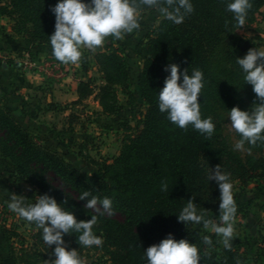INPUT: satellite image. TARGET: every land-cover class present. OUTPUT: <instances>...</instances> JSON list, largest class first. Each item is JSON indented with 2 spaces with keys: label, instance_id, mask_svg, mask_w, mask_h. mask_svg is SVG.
Here are the masks:
<instances>
[{
  "label": "trees",
  "instance_id": "16d2710c",
  "mask_svg": "<svg viewBox=\"0 0 264 264\" xmlns=\"http://www.w3.org/2000/svg\"><path fill=\"white\" fill-rule=\"evenodd\" d=\"M57 0H0V15L13 17L15 27L30 33L33 40H49L55 30L52 6ZM137 10H156L145 7L142 0H134ZM194 11L179 23L165 18L151 40L148 67L143 77L153 91L143 89L148 103L142 128L129 137L119 157L106 165L103 179L77 170L70 162L46 150L0 104V162L8 165L20 178L36 186L43 194L56 198L65 210L75 216H96L103 232L104 248L110 264H147L144 250L158 244L171 233L175 239H188L200 251V264H237L238 251L232 247L222 254L215 253L203 242L199 231L178 220L189 199L197 203L198 211L217 212L220 190L209 179L211 168L220 165L230 180L246 184L264 177V142L245 143L244 152L237 151L222 134L221 112L233 107L249 110L257 101L252 85L245 84L244 74L236 62L228 38L238 25L227 11L228 0H192ZM246 22L264 6V0H250ZM99 62L107 84L101 88V99L114 84L128 89V72L117 53H101ZM180 65L189 74L199 69L204 74L201 103L202 118L212 117L214 133L208 137L191 125L182 129L167 119L158 108L159 89L169 75L165 66ZM236 141L239 135L233 130ZM61 186L54 184V179ZM167 183L166 191L161 190ZM84 191L99 199L113 201V214L100 215L85 208L86 200H79ZM91 198V197H90ZM118 215L119 217H116ZM78 233L69 234L78 243ZM71 248V246H69ZM37 253L27 254L24 264Z\"/></svg>",
  "mask_w": 264,
  "mask_h": 264
},
{
  "label": "rangeland",
  "instance_id": "374dc122",
  "mask_svg": "<svg viewBox=\"0 0 264 264\" xmlns=\"http://www.w3.org/2000/svg\"><path fill=\"white\" fill-rule=\"evenodd\" d=\"M137 13L138 29L122 39L107 37L95 51L82 49L77 64L56 60L50 39L33 40L30 33L15 27L13 17L0 15V104L13 113L38 145L64 158L80 172L99 179H103L106 165L120 156L129 137L142 128L148 109L143 89L153 91L143 71L152 68L148 64L150 43L165 17L158 10H137ZM228 42L239 58L252 48L264 49V6L244 28L238 26ZM101 53H117L122 58L130 95L123 86L114 84L101 99V88L107 84L99 63L103 59L99 57ZM221 118L222 134L235 146L238 141L228 113L221 112ZM53 182L61 186L59 179ZM232 184L237 205L232 247L238 251L237 264H264V177L246 184L239 181ZM14 193L18 198L23 195L29 204L43 195L0 162V264H24L30 253L39 255L32 256V261L47 264L46 260L55 259L52 254L55 245L49 248L43 242L41 229L8 208ZM204 215L219 223V210L206 211ZM76 218L90 220L88 215ZM188 226L208 235L212 239L211 249L223 253L224 246L214 231L203 225ZM100 227V221L96 220L93 231L103 239L100 247H81L69 234L64 236L69 250H78L84 264H110Z\"/></svg>",
  "mask_w": 264,
  "mask_h": 264
},
{
  "label": "clouds",
  "instance_id": "9594fccd",
  "mask_svg": "<svg viewBox=\"0 0 264 264\" xmlns=\"http://www.w3.org/2000/svg\"><path fill=\"white\" fill-rule=\"evenodd\" d=\"M145 7L158 10L159 14L173 23H181L194 11L192 0H142ZM251 7L250 0H228L227 11L231 12L239 28H244L247 12ZM55 16V30L49 36L52 55L64 64H77L82 57V49L95 51L102 46L109 36L122 39L140 27L137 5L134 0H57L52 6ZM236 62L244 74L245 84L252 85L257 101L249 110L239 106L229 110L231 129L240 137L235 149L241 150L245 143L264 142V49H250L247 54L236 58ZM169 75L164 86L159 89L158 108L167 114V119L179 128L187 129L189 125L202 135L210 137L215 131L212 117L202 118L199 97L204 87V74L194 69L181 72L180 65L170 63L164 69ZM209 179L215 180L220 190L219 223L207 219L198 211L196 197L177 215L180 222L187 226L203 225L211 229L219 237L225 249L232 248L235 236L234 219L237 205L233 193V184L228 173L220 165L211 168ZM168 188L167 183L161 186L162 191ZM91 197V198H90ZM87 199L85 208L94 209L100 215L113 214V201L109 197L99 199L84 191L79 200ZM55 197L48 194L39 195L35 203H25L23 195L13 194L8 208L29 224H35L42 230L43 242L50 248L55 245V257L46 260L47 264H84L78 250L66 245V234L78 233L81 247L91 248L103 245V239L93 231L97 217L90 220H78L73 212L65 210ZM203 242L212 245L208 235ZM147 264H200L201 256L197 246L188 239H175L173 234L144 250Z\"/></svg>",
  "mask_w": 264,
  "mask_h": 264
}]
</instances>
